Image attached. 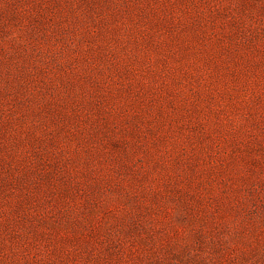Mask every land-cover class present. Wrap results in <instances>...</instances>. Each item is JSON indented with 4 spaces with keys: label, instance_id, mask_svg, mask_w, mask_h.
<instances>
[{
    "label": "rangeland",
    "instance_id": "rangeland-1",
    "mask_svg": "<svg viewBox=\"0 0 264 264\" xmlns=\"http://www.w3.org/2000/svg\"><path fill=\"white\" fill-rule=\"evenodd\" d=\"M0 264H264V0H0Z\"/></svg>",
    "mask_w": 264,
    "mask_h": 264
}]
</instances>
